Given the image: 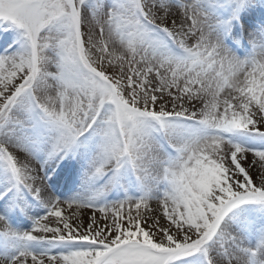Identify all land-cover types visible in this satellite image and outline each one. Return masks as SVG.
I'll return each mask as SVG.
<instances>
[{
    "label": "snow or ice",
    "instance_id": "6c2138e0",
    "mask_svg": "<svg viewBox=\"0 0 264 264\" xmlns=\"http://www.w3.org/2000/svg\"><path fill=\"white\" fill-rule=\"evenodd\" d=\"M0 264H264V0H0Z\"/></svg>",
    "mask_w": 264,
    "mask_h": 264
}]
</instances>
